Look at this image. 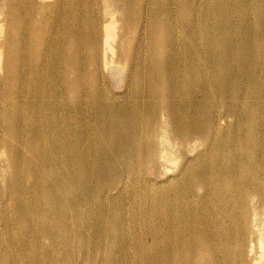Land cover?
Masks as SVG:
<instances>
[{
    "label": "bare ground",
    "instance_id": "obj_1",
    "mask_svg": "<svg viewBox=\"0 0 264 264\" xmlns=\"http://www.w3.org/2000/svg\"><path fill=\"white\" fill-rule=\"evenodd\" d=\"M2 4L0 264H264V0Z\"/></svg>",
    "mask_w": 264,
    "mask_h": 264
},
{
    "label": "rangeland",
    "instance_id": "obj_2",
    "mask_svg": "<svg viewBox=\"0 0 264 264\" xmlns=\"http://www.w3.org/2000/svg\"><path fill=\"white\" fill-rule=\"evenodd\" d=\"M48 1H51V0H48ZM2 3H3V0H0V11L2 10V6H3ZM120 66H121L120 69H118L117 71H118L119 73H121V72H125V70H126L125 66H124L123 64L120 65ZM1 73H2V72H0V75H1ZM0 87H1V89H4L1 83H0ZM122 89H123V87L115 88V91L120 92V91H122ZM6 156H7V152H6V151H2V152H0V159H5ZM152 164H153V162L149 163V164L146 166V171H147V172L151 170V165H152ZM8 173L11 174V171H8ZM133 209H134L133 204H132L130 207H127V211L132 212Z\"/></svg>",
    "mask_w": 264,
    "mask_h": 264
}]
</instances>
